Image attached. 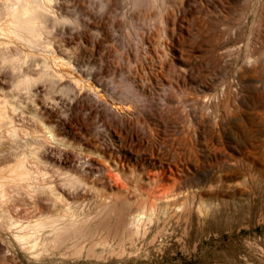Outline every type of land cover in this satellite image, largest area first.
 Instances as JSON below:
<instances>
[{
  "label": "bare ground",
  "instance_id": "bare-ground-1",
  "mask_svg": "<svg viewBox=\"0 0 264 264\" xmlns=\"http://www.w3.org/2000/svg\"><path fill=\"white\" fill-rule=\"evenodd\" d=\"M196 4L0 0V264H25L19 252L29 264L54 252L80 255L87 228L139 230L160 206L178 216L188 210L163 183L165 169L148 192L128 173L148 176L147 158L169 161L162 127L181 120L206 128L210 109L228 98L192 97L189 82L207 85L205 61L234 55L224 45L231 33L206 38L209 21L195 17ZM129 196L147 207L127 218L119 200Z\"/></svg>",
  "mask_w": 264,
  "mask_h": 264
},
{
  "label": "rangeland",
  "instance_id": "rangeland-1",
  "mask_svg": "<svg viewBox=\"0 0 264 264\" xmlns=\"http://www.w3.org/2000/svg\"><path fill=\"white\" fill-rule=\"evenodd\" d=\"M199 1L195 17L204 12L208 19L206 38L231 33L224 45L234 55L221 65L206 60L207 85L189 82L196 88L192 97L226 91L228 98L221 96L210 109L206 128L189 129L181 120L162 127L160 144L169 161L153 166V160L145 159L149 177L133 172V166L128 173L133 180L135 174L142 178L148 192L165 169L163 183L176 188L181 203L191 206L179 216L160 206L138 231L127 223L112 231L87 228V236L78 239L80 255L54 252L30 264H264V61L250 64L264 59V0ZM200 25L197 20L193 27L196 36ZM258 28L260 34L253 36ZM210 49L221 52L211 43ZM177 67L187 69L179 61ZM131 156L133 163L139 158ZM119 203L125 217L146 206L134 196ZM18 257L29 264L21 252Z\"/></svg>",
  "mask_w": 264,
  "mask_h": 264
}]
</instances>
